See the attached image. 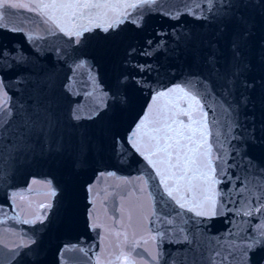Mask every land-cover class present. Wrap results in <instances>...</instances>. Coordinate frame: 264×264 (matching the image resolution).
<instances>
[{
	"label": "water",
	"instance_id": "95a60500",
	"mask_svg": "<svg viewBox=\"0 0 264 264\" xmlns=\"http://www.w3.org/2000/svg\"><path fill=\"white\" fill-rule=\"evenodd\" d=\"M19 1L22 4L33 2ZM101 2L135 3L136 0ZM184 6L181 0H163V4L158 5L173 13ZM21 9L27 32L33 29L39 31L28 19L36 14L26 8ZM241 11L250 26V34L241 49L251 65L246 78L249 82L256 81V87L245 93L251 97L246 105L240 101L243 89L238 88L229 98L238 106L235 116L239 127L231 133L236 138L227 143L233 149L230 156L237 161L246 158L244 162L251 163L259 172L264 170V13L254 9ZM84 23L87 25V21ZM244 30L245 26L235 17L230 20H203L182 13L176 20L164 15L161 10L146 13L139 27L130 21L108 32L95 27L85 32L78 44L73 42L69 45V37L61 32L30 40L47 100L53 102V109L61 120L66 158L108 264H152L151 257L160 250L165 254L161 264L164 260L173 264V258L177 262L184 261L185 257L192 259L193 254L188 251L186 243L153 239L157 232L153 230L154 217L150 216L154 207L150 194L156 193V199L162 197L160 202H167L168 205L165 211L172 213L170 218H175L176 212L181 210L164 191L158 170L165 174V182L178 198L190 202L193 193L186 190L178 174L173 177L174 169L165 171L167 162L158 163L157 167L149 164L145 158L148 152L142 155L132 146L129 137L138 131L137 125L146 114L151 115L149 105H153L154 110L166 104L176 105L177 110L187 108V102L180 98L182 94L179 93L162 97L155 103L152 98L157 92H166L187 78L207 77L204 57L209 52V42L222 51L223 63L229 55L235 34ZM149 41L152 43L149 44ZM145 50L151 54L142 55ZM81 60L88 63L85 68L76 70L74 75L75 64ZM134 65H151V69L141 72ZM89 72L100 85L95 91ZM66 85L69 87L66 88ZM85 92H93V95L85 96ZM102 92H107L108 98L101 97ZM98 99L102 100L103 107L97 103ZM78 104L84 106L82 115H90L93 109L96 115L91 119L73 121L71 110ZM177 119L189 123L187 116ZM148 127L150 125H145L139 133L142 135ZM176 127L179 129L182 126L177 124ZM207 139L209 143L213 142L211 136ZM236 171L233 170V175ZM222 186L229 187L227 184ZM216 187L219 189L221 185ZM173 208L176 211H172ZM189 216L203 221L192 230L198 227L209 238L223 239L225 234L234 230L236 222L250 220V225H243L249 235L258 225L264 224V216L259 214L237 217L234 213L225 212L209 218L195 217V213L191 212L184 219ZM176 223L179 224V219ZM189 226H192L191 221ZM155 227H160L159 221ZM169 236L177 238L171 232ZM262 257L264 248L253 254V261Z\"/></svg>",
	"mask_w": 264,
	"mask_h": 264
},
{
	"label": "snow or ice",
	"instance_id": "6c2138e0",
	"mask_svg": "<svg viewBox=\"0 0 264 264\" xmlns=\"http://www.w3.org/2000/svg\"><path fill=\"white\" fill-rule=\"evenodd\" d=\"M181 3L185 5L184 8L177 9L173 13L158 7L163 4V0H136L135 3H112L101 2V0H86V2L82 0H33L30 4L0 0V29L23 32L22 27L9 28L6 22L10 15L9 9L21 8H26L30 13L36 14L35 17L28 19L30 24L39 29V31L33 29L26 32V37L34 41L37 38L43 39L44 36H54L57 32H61L69 37L67 42L69 45L73 42L80 43L83 34L92 31L95 27L108 32L117 29L125 21H130L139 27L143 16L151 11L162 10L164 15L176 20L182 13L203 20H230L235 17L240 24L244 25L245 30L235 34L229 48V55L223 63H221L222 51L209 42V52L204 57L208 68L207 77L187 78L182 84H177L167 89L166 92H157L152 98L155 103L162 97L179 93L182 94L180 98L187 102V108L177 110L176 105L166 104L154 110L153 105H149L151 115L146 114L137 125L138 131L134 132L129 139L132 141V146L142 155L145 151L148 152L145 158L153 167H157L158 163L167 162L168 168L165 171L174 169L173 177L178 174L186 190L193 193L190 202L187 199L178 198L169 184L165 182V174L158 170L157 174L161 175V182L164 183V191L179 205L181 211L176 212L175 218H170L172 213L165 211L168 206L167 202L162 204L160 202L162 197L156 199V193L150 194V199L154 204L150 216L154 217L153 230L157 232V236L153 239H169L178 244L186 243L188 251L193 254L191 260L185 257L182 262H177L173 258V264H264V257L256 262L253 261V254L258 249L264 248V224L258 225L249 235L243 225H250L251 221L236 222L234 230H230L222 239L221 237H206L198 227L195 231L192 230L195 225L203 221L190 216L184 219L187 213L191 212L195 213V217L209 218L223 215L225 212L234 213L237 217H255L257 214L264 216V170L257 172L251 163L244 162L246 158L242 157L240 161H237L235 157L230 156L229 153L233 149L227 143L236 138L231 133L239 127L235 116L238 106L230 102L229 98L234 96L238 88L243 89L240 101L246 105L251 97L245 93H250L256 87V81L249 82L246 78L251 65L241 49L250 34V26L241 9H254L264 13V0H181ZM132 51L135 52V49ZM141 54L147 56L151 53L145 50ZM26 60L27 57L22 52L13 54L7 48L0 49V70L6 72L10 69L12 64L9 61H15L20 65ZM87 63L84 60L76 63L74 75L76 70L85 68ZM134 66L138 67L141 72L146 68L151 69V65ZM89 77L93 82V91H95L100 85L96 83L91 72H89ZM19 82L21 81L18 77L15 83ZM13 83V81H5L0 75V159H14L18 151L24 147H30L29 142L33 136L40 139L45 148L51 149L55 145L59 149L62 146L61 120L53 109V102L46 101L43 104L36 102L28 107L19 105L17 112L10 106L12 98L7 91ZM84 95L91 97L93 92H85ZM108 95L107 92L101 93L103 98H108ZM97 103L103 107L102 100L98 99ZM83 111L84 106L78 104L71 110V119L79 122L96 115L94 109L88 116L82 115ZM15 116L20 117L17 123L13 122ZM179 116H187L189 123L185 124L183 120H178ZM177 124L182 127L177 129ZM145 125H150V127L141 135L139 130L145 129ZM209 136L213 138L212 143H209L207 139ZM9 140L12 143H8ZM234 169L237 170L235 175H233ZM6 176L7 173L0 169V180L5 179ZM48 184L51 187V181ZM225 184L229 187L222 186ZM217 185L221 187L217 189ZM147 186L145 182V187ZM2 191L9 196L15 210L18 207L15 205V199L19 193L9 194L6 187ZM51 195H56L55 189H52ZM229 204L233 207H228ZM47 206L51 207V204ZM172 211L176 210L173 208ZM0 215H3L5 219L16 218L8 216L4 205H0ZM177 219H179V224L176 223ZM157 221L160 223L159 228L155 227ZM190 221L192 226H189ZM35 222V220L31 221V223ZM23 223H29V221L24 220ZM171 225L176 226L167 227ZM93 227L95 228V225ZM170 232L177 238L169 236ZM34 243V240H29L28 245H23V247ZM79 251L88 255L87 250L83 248ZM10 255L14 258L19 255V252L10 253ZM164 255L162 250L158 251L157 255L151 257L152 264H161ZM0 264H5L2 258H0ZM164 264H167L166 260Z\"/></svg>",
	"mask_w": 264,
	"mask_h": 264
}]
</instances>
